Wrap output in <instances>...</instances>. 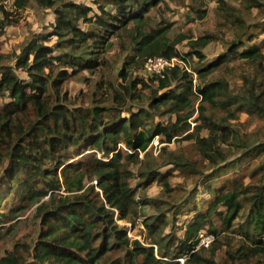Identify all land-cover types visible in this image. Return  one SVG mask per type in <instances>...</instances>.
<instances>
[{
    "label": "trees",
    "instance_id": "1",
    "mask_svg": "<svg viewBox=\"0 0 264 264\" xmlns=\"http://www.w3.org/2000/svg\"><path fill=\"white\" fill-rule=\"evenodd\" d=\"M33 1L53 10L50 35L57 42L49 46L45 38L33 36L21 47L13 66H0V95L9 99L0 109V165H5L0 175V224L36 205L41 229L31 261L23 260L16 244L0 258V264H180V258L183 264H222L214 261L219 249L216 221L245 242L234 252H224L229 264L247 262L254 255L264 258V183H245L240 175L217 186L207 184L210 175L204 174L201 185L209 195L206 201L196 202L194 190L170 202L145 194L154 182L167 194L174 191L168 172L157 169L171 165L174 171L188 172L193 164L168 153L167 160L158 165L140 158L141 153L149 155L155 136H162V143L167 144L181 137L194 141L202 159L212 169L217 167L214 172L256 157L261 158L257 168L264 170V141L246 148L238 160L229 163L222 148V144L232 145L234 130L228 120H238L242 110L264 115V96L257 93L254 82L241 98L229 93L223 80L195 83L196 76L204 78L231 58L260 61L259 45L246 46L253 38L243 41L240 38L245 33L236 34L223 56L191 70L186 65L188 57L203 60L202 50L216 37L206 34L193 39L180 34L170 41L168 26L148 27V14L164 0H105L92 15L91 8L72 1ZM260 1L264 0H247L248 7H258ZM0 12L7 16L1 4ZM204 15L206 11L198 12L199 19ZM79 21L88 28L79 27ZM124 33L136 53L119 70L123 84L122 91L114 95L115 104L68 109L61 96L63 84L80 72L100 70L113 39ZM185 40L189 51L183 55L175 47ZM150 57L175 58L182 63L145 80L131 77V65L142 66ZM18 69L27 74V80L16 74ZM148 81L155 88L147 106L134 105L138 87H147ZM208 106L222 109L224 122L207 115ZM195 112L191 128L188 120ZM156 113L172 114L175 120L154 123ZM202 130H207L206 137L200 135ZM160 151L159 159L166 147ZM133 178L137 181L131 186ZM147 205L155 213L142 220L148 239L142 242L129 237L127 227L119 222L133 225ZM183 207L192 216L178 236L173 226ZM201 231L211 234L213 241L196 249Z\"/></svg>",
    "mask_w": 264,
    "mask_h": 264
},
{
    "label": "rangeland",
    "instance_id": "2",
    "mask_svg": "<svg viewBox=\"0 0 264 264\" xmlns=\"http://www.w3.org/2000/svg\"><path fill=\"white\" fill-rule=\"evenodd\" d=\"M16 1L3 0L0 2L7 13V16H5L0 12V66H13L15 56L19 54L21 47L33 36L45 38L46 45L49 46H55L57 42V38L50 35L52 32L51 26L55 22L53 10L40 7L33 0H21L24 3L22 6L18 5ZM66 1H72L91 8V15L98 13V4L105 3V0ZM260 2L258 7H248L247 0H223L222 3L218 0H164L148 14V27L159 29L168 26L167 39L170 41L176 40L180 34H188L193 39L206 34H213L216 40L209 43L202 50L203 60L199 61L196 57H188L186 65L191 70L206 66L218 57L223 56L228 44L235 38L236 34L239 35L244 32L245 35L240 38L243 41L251 36L253 39L246 41V46L259 45L262 54L260 61L252 62L235 57L231 58L211 73L206 74L204 78L196 76L195 83L223 80L228 83V92L241 98L246 96L248 86L254 82L257 93L264 96V1ZM106 8H110V6H106ZM203 10L206 11V15L199 19L198 12ZM78 25L84 30L88 28L87 23L82 21H79ZM175 48L180 54L185 55L189 51L187 40L177 44ZM57 53L58 51L55 52V54ZM135 53L134 44L127 34L124 33L113 39L112 47L103 56L104 61L100 70H96L94 73L80 72L70 77L63 84L61 93L63 104L70 110L114 105L113 98L116 91H122L121 84L123 83L119 77V70L125 61H129L134 57ZM180 63L182 62L180 61ZM142 67L143 65H131L129 69L131 77H139L145 80L142 76ZM15 72L21 79H28L24 71L18 69ZM154 86L155 84L153 85L149 81L147 87L142 88L139 86V97L133 104L147 106ZM8 101L9 99L5 95H0V109ZM196 107L197 102L194 103L193 108L196 109ZM156 114L153 116L154 123L161 122L165 124L175 120V116L169 113ZM206 114L212 116L215 120L224 122L222 120L224 112L218 107L208 106ZM123 115L127 116L125 113ZM196 116L197 112L188 120L191 123V128L195 125L193 120ZM227 124L231 125L234 130L232 145L222 144L227 163L238 160L246 148H251L264 141V115L259 112L249 113L242 110L239 112L238 120L230 119ZM200 135L206 137L208 135L207 130H202ZM163 140L162 136H155L148 147L149 155L144 157V154L141 153L140 158L158 165L160 162L167 160L166 153H168L181 160L190 161L193 168L188 172L174 171L171 165L158 168V172H168V182L174 191L167 194L157 182H154L145 191L147 197H159L162 200L172 202L190 196L192 191L195 192L194 190H196L194 195L196 202L199 200L206 201L209 195L206 194L204 186L201 185L203 180L201 176L204 174L210 175L207 184L217 186L224 179L236 178L240 175L245 183H264V170L257 168L260 157L244 160L242 165L229 166L220 172H214L217 167L212 169L207 161L202 159L193 140H183L179 137L168 144L162 143ZM163 146L166 147V151L162 152V158L159 159L160 148ZM222 165L223 162L219 164V166ZM4 167L5 165H0V175ZM136 181V178L131 179L130 185L134 186ZM60 193H63V190ZM138 195H140V192ZM185 208L187 207H183V211L177 217L178 221L173 226V230L178 236L182 234L184 223L192 216ZM3 210L5 209L2 208ZM36 213V205H34L24 210L22 214H18L19 216L0 224V258L6 256L16 244H19L20 256L24 261H31L30 253L41 229L40 220ZM141 213L139 219L136 218L133 225L124 222L119 223L127 227L131 238L145 242L148 239L142 220L145 216L154 214L155 210L153 206L147 205L141 209ZM215 224L219 232V242L217 243L219 249L214 256V261L229 264L227 258L225 259L224 252L226 250L234 252L238 246L245 243L244 239L232 229L225 230L221 221H216ZM235 226L236 224L232 228H235ZM168 231L169 228L165 229V233ZM207 254L205 253L204 257ZM237 264H264V258L260 255H254L250 257L249 261H238Z\"/></svg>",
    "mask_w": 264,
    "mask_h": 264
},
{
    "label": "built area",
    "instance_id": "3",
    "mask_svg": "<svg viewBox=\"0 0 264 264\" xmlns=\"http://www.w3.org/2000/svg\"><path fill=\"white\" fill-rule=\"evenodd\" d=\"M176 62L179 63L180 61L175 58L172 59H167L163 57L147 58L143 63L142 76L146 78L148 76L161 75L165 69L173 67ZM212 241H213V236L211 234H208L205 231H201L199 233V242L196 246V249L201 246L208 247ZM178 261L180 262V264H183L184 259L180 258L178 259Z\"/></svg>",
    "mask_w": 264,
    "mask_h": 264
}]
</instances>
